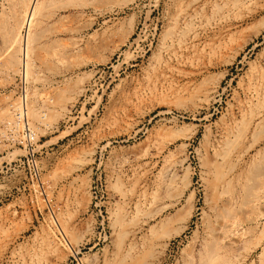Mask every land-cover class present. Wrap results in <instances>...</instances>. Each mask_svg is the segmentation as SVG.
I'll use <instances>...</instances> for the list:
<instances>
[{"label":"rangeland","instance_id":"obj_1","mask_svg":"<svg viewBox=\"0 0 264 264\" xmlns=\"http://www.w3.org/2000/svg\"><path fill=\"white\" fill-rule=\"evenodd\" d=\"M0 264H264V0H0Z\"/></svg>","mask_w":264,"mask_h":264},{"label":"bare ground","instance_id":"obj_2","mask_svg":"<svg viewBox=\"0 0 264 264\" xmlns=\"http://www.w3.org/2000/svg\"><path fill=\"white\" fill-rule=\"evenodd\" d=\"M246 1V0H245ZM235 2V1H234ZM233 3V2H232ZM238 5V4H237ZM195 12V11H194ZM193 12V13H194ZM186 14V13H185ZM196 15V14H195ZM190 16V15H189ZM192 16V15H191ZM190 16V17H191ZM178 37V38H177ZM176 38L177 39H172L171 41H169L168 43H166V45H165V49L166 50H171L172 51V54H174L173 53V50L176 52V50H175V43L176 44H178V45H182V43L183 42H181V41H183V40H181V38L179 37V36H177ZM20 38V37H19ZM19 38L17 37V34L16 35H14V38H13V40H12V43L13 42H19ZM173 38V37H172ZM183 47V46H182ZM169 52V51H168ZM181 71V70H180ZM47 95V94H46ZM48 98V97H47ZM45 100V99H44ZM48 100V99H47ZM52 100V99H51ZM50 102V101H49ZM50 103H53V102H50ZM13 105V104H12ZM41 105H43V104H41ZM48 105H50V104H48L47 103V105H45L46 107L48 106ZM14 106V105H13ZM21 106V105H20ZM19 106V107H20ZM51 106V105H50ZM20 109V108H19ZM38 116H39V114H38ZM39 118H40V116H39ZM41 118H43L42 117V115H41ZM42 120V119H41Z\"/></svg>","mask_w":264,"mask_h":264}]
</instances>
